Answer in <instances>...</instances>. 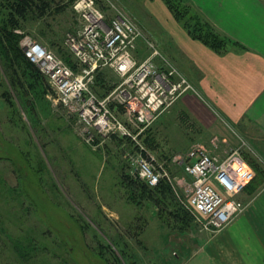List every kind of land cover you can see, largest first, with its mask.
I'll use <instances>...</instances> for the list:
<instances>
[{
  "label": "rangeland",
  "instance_id": "374dc122",
  "mask_svg": "<svg viewBox=\"0 0 264 264\" xmlns=\"http://www.w3.org/2000/svg\"><path fill=\"white\" fill-rule=\"evenodd\" d=\"M2 1L0 29L7 14ZM74 1L52 0L47 15L27 16L15 32L72 61L65 37L81 26ZM170 2L96 0L107 18L127 17L140 30L134 49L139 62L152 54L154 41L156 64L175 66L183 74L174 61L183 31L217 54L246 50L193 0ZM193 33L216 34L225 45L213 48ZM6 50L0 42V264H183L185 256L181 261L175 255L177 241L204 230L185 204L191 179L182 164L195 146L219 156L240 149L257 175L250 190L264 184V139L253 143L192 82L189 92L195 95L181 96L146 126L131 123L124 107L111 101L135 136L90 141L78 106L63 103L44 74L18 57L13 63ZM122 81L116 71L105 70L96 73L89 89L104 99ZM138 155H151L168 170L176 200L171 196L157 203L127 182V176L140 179L132 165Z\"/></svg>",
  "mask_w": 264,
  "mask_h": 264
},
{
  "label": "built area",
  "instance_id": "2783aa9c",
  "mask_svg": "<svg viewBox=\"0 0 264 264\" xmlns=\"http://www.w3.org/2000/svg\"><path fill=\"white\" fill-rule=\"evenodd\" d=\"M73 8L81 17V26L67 33L65 43L76 67L28 35L20 43L26 57L56 88L62 102L78 106L79 119L87 127L90 141L99 136H135L111 108L113 101L124 107L131 123L146 126L158 112L194 89L175 66L161 69L156 64L154 57L159 49L154 41L152 54L140 62L136 59L134 49L141 32L132 20L123 16L107 18L96 0H75ZM107 67L123 81L101 99L89 89V83ZM132 165L135 175L148 185L156 186L167 179L177 189L168 170L151 155H138ZM182 165L192 179L185 204L203 229L218 232L245 210L239 194L254 179L255 171L240 149L219 156L195 146L185 153Z\"/></svg>",
  "mask_w": 264,
  "mask_h": 264
},
{
  "label": "crops",
  "instance_id": "0c3cea01",
  "mask_svg": "<svg viewBox=\"0 0 264 264\" xmlns=\"http://www.w3.org/2000/svg\"><path fill=\"white\" fill-rule=\"evenodd\" d=\"M193 1L217 29L246 50L217 54L183 31L175 64L195 87L220 104L253 143H259L264 139V1ZM105 70L113 69L101 72ZM193 95L188 92L183 97ZM239 199L245 210L220 231L200 229L197 236L180 238L177 259L183 261L185 256L183 264H264V184L246 189Z\"/></svg>",
  "mask_w": 264,
  "mask_h": 264
},
{
  "label": "trees",
  "instance_id": "16d2710c",
  "mask_svg": "<svg viewBox=\"0 0 264 264\" xmlns=\"http://www.w3.org/2000/svg\"><path fill=\"white\" fill-rule=\"evenodd\" d=\"M168 1L170 2V0ZM2 6L7 11V14L3 20L4 24L0 29V42L2 46L7 49L6 53L10 56V59L13 63L17 60L16 57H18V59H20L22 62H25L33 71L42 75L39 68L26 57L23 49L19 46V40H21L22 36L16 33L15 29L21 27V21L26 19L29 15H34L36 17H43L47 15L49 11L53 9L52 0H3ZM174 9L175 11H173L176 17L179 18L180 13L177 12L175 7ZM193 35H195V33H193ZM195 36L196 38L198 37L202 39L206 44L219 50L225 45V41L218 42L220 36L213 33H207V35H202L200 33ZM220 39L222 38L220 37ZM10 53H13L14 55ZM64 60L69 65L76 67L74 60ZM14 73H17V69L14 70ZM13 82L14 80H12V83ZM3 98H5L7 102H10L9 97ZM256 177L257 175H255L254 179L246 187V189L249 191H251L250 188L255 182ZM126 180L131 186L135 187L136 190L140 189L143 191L142 193L146 194L147 198L152 199L157 203H160L164 198H169L171 196L176 200L175 191L172 187V184L167 179H162L156 186H150L140 179L130 178L129 176L126 177Z\"/></svg>",
  "mask_w": 264,
  "mask_h": 264
}]
</instances>
